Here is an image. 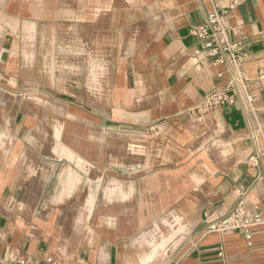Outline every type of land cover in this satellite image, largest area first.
I'll use <instances>...</instances> for the list:
<instances>
[{
  "label": "crops",
  "instance_id": "crops-1",
  "mask_svg": "<svg viewBox=\"0 0 264 264\" xmlns=\"http://www.w3.org/2000/svg\"><path fill=\"white\" fill-rule=\"evenodd\" d=\"M224 6L0 0V264H137L159 232L172 235L159 264H264V226L207 231L240 198L264 205V0L227 18L254 110L239 91L201 123L186 115L228 79L189 34Z\"/></svg>",
  "mask_w": 264,
  "mask_h": 264
},
{
  "label": "built area",
  "instance_id": "built-area-1",
  "mask_svg": "<svg viewBox=\"0 0 264 264\" xmlns=\"http://www.w3.org/2000/svg\"><path fill=\"white\" fill-rule=\"evenodd\" d=\"M248 0H225V6L214 9L208 13L202 23L192 26L189 34L204 45V54L213 66L226 68L228 79L224 86L216 88L208 93L196 107L187 112V116L196 123H201L210 111L226 105H232L239 97V91L244 94L246 108L254 110L255 97L252 95L251 83L242 73L247 54L242 43L230 39L232 29L227 18L231 11ZM223 74H218L222 77ZM258 81L264 80V74L259 71ZM162 133V127L152 125L146 135L156 138ZM241 196V195H240ZM256 226H264V205L257 208H248L243 199H239L236 206L224 217L207 227L209 232L223 233L226 231H238L247 240L251 238V229ZM9 261L12 264H88L82 259L73 263H66L62 259L49 256L43 260L30 259L11 254Z\"/></svg>",
  "mask_w": 264,
  "mask_h": 264
},
{
  "label": "rangeland",
  "instance_id": "rangeland-1",
  "mask_svg": "<svg viewBox=\"0 0 264 264\" xmlns=\"http://www.w3.org/2000/svg\"><path fill=\"white\" fill-rule=\"evenodd\" d=\"M163 225L164 227H171L173 224L169 223V221L165 219ZM189 226H191V222L188 219L182 217L180 222V231L182 237L185 236V233L189 230ZM170 236L172 235H164V233L159 232L157 235H146L140 237V239L138 240L137 248V264H159L163 255V248L166 245V241ZM146 256L151 257L145 260ZM144 260L145 262H143Z\"/></svg>",
  "mask_w": 264,
  "mask_h": 264
}]
</instances>
